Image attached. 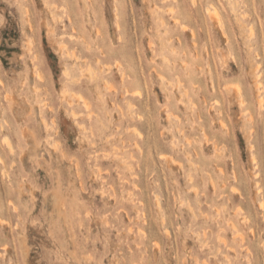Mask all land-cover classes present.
I'll return each mask as SVG.
<instances>
[{
	"label": "rangeland",
	"instance_id": "374dc122",
	"mask_svg": "<svg viewBox=\"0 0 264 264\" xmlns=\"http://www.w3.org/2000/svg\"><path fill=\"white\" fill-rule=\"evenodd\" d=\"M0 264H264V0H0Z\"/></svg>",
	"mask_w": 264,
	"mask_h": 264
},
{
	"label": "bare ground",
	"instance_id": "6f19581e",
	"mask_svg": "<svg viewBox=\"0 0 264 264\" xmlns=\"http://www.w3.org/2000/svg\"><path fill=\"white\" fill-rule=\"evenodd\" d=\"M213 7V6H212ZM214 8V7H213ZM210 13H211V11L210 10H208ZM214 11V13H215V15L217 16V14H218V12H217V10L216 9H214L213 10ZM214 16V14L211 16L212 17V19L215 17H213ZM219 18V17H218ZM216 21V20H215ZM68 53V52H67ZM73 54V53H72ZM69 55V54H68ZM65 72V71H64ZM83 98V97H82ZM89 114V113H88ZM6 137V136H5ZM5 137H3V138H5ZM7 139V138H6ZM7 142H8V140H7ZM6 143V142H5ZM7 145L9 144V143H6ZM235 229V228H234ZM237 234L238 233H240V232H236ZM239 235V234H238ZM237 236V235H236ZM240 236V235H239Z\"/></svg>",
	"mask_w": 264,
	"mask_h": 264
}]
</instances>
